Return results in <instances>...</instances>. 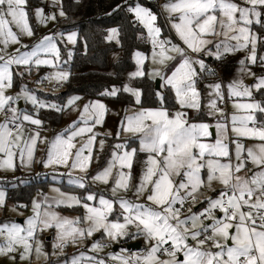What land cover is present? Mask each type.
<instances>
[{
	"label": "snow or ice",
	"instance_id": "obj_1",
	"mask_svg": "<svg viewBox=\"0 0 264 264\" xmlns=\"http://www.w3.org/2000/svg\"><path fill=\"white\" fill-rule=\"evenodd\" d=\"M26 5L27 0H0V115L4 117L0 121V170L14 172L17 161L21 168L28 169L39 163L45 169H53L54 179L66 175L68 184L83 192L77 195L52 187V196L38 194L40 198L32 200L33 214L26 218L24 226L16 222L0 224V255L13 262L19 259L33 264V258H43L44 264H61L59 257L65 254L66 247L72 246L87 247L93 255L80 251L64 264H264V100L256 99L253 88L243 79L227 85L229 97H247L249 101L233 103L234 109L246 114L230 116V138L229 117L218 107L224 101L221 83L205 85L211 90L206 105H202L197 88L201 78L216 74L204 56L220 61L225 55L244 52V58L239 60L240 74L256 78L255 92L264 96V75L257 76L249 66L264 69V0H165L160 8L169 35H163L165 24L157 23L159 14L151 8L140 4L128 7L127 11L146 30V36L137 38L151 44L150 56L135 53L137 68L129 78L159 77L174 93V103L168 105L165 94L156 92V108L141 107L126 115V122L121 121L120 130L115 133L117 138L121 133L126 138L111 145L105 165L92 174L89 169L94 159L99 162L106 144L104 138L97 144V137L113 135L110 131H94L102 125L107 112L103 102L90 100L81 108L77 104L81 97L72 96L66 104H48L39 100L26 84L15 96L6 94L13 86L14 76L22 80L33 67H58L53 59L41 58L42 53H50L59 61V49L51 35L40 38L30 51H21L28 48L21 43V37L34 35ZM53 5L60 17L66 16L61 0H53ZM35 15L41 23L56 20V13L45 16L40 8ZM109 31L108 40L119 35L116 28ZM173 31L179 42H173ZM76 36L72 32L67 39L75 43ZM10 45L20 47L10 52ZM146 60L155 66L147 73L143 69ZM172 61L175 63L170 64ZM69 75L67 70H57L37 83L67 82ZM120 92L130 94L136 104H141L142 90L129 83L121 88H106L99 95L115 98ZM20 99L33 105L35 115L13 106ZM202 107L207 108V116H218L214 142L203 139L212 135V125L195 122ZM69 108L78 112V118L51 139L42 136L45 129L44 121L38 118L39 110L62 113ZM186 110H193V122ZM256 113L261 114L259 120ZM25 122L35 127L26 131ZM242 138L259 143L246 147ZM130 139L138 141V147H130ZM38 144L46 145L45 155L39 160ZM230 145L234 149L230 150ZM138 153L147 155L133 183L132 170ZM220 158H225L224 162ZM60 168L67 171H57ZM97 183L108 186L111 198L97 195L92 188ZM211 192L216 196L207 194ZM97 199L99 206L90 203ZM197 203H202V207L194 212ZM5 204L6 194L0 191V208ZM60 206H80L84 213L74 218L62 216L54 210ZM110 215L114 218L109 219ZM53 228L54 242L48 253L38 234ZM96 233H100V239L86 245ZM139 237L147 245L143 253L124 255L122 248L121 254L107 253V259L97 255L111 243Z\"/></svg>",
	"mask_w": 264,
	"mask_h": 264
},
{
	"label": "rangeland",
	"instance_id": "obj_2",
	"mask_svg": "<svg viewBox=\"0 0 264 264\" xmlns=\"http://www.w3.org/2000/svg\"><path fill=\"white\" fill-rule=\"evenodd\" d=\"M164 2H165V0H162L160 5H162ZM236 2L240 3L241 0H236ZM52 4H53V0H41V4L38 6H35L31 11L28 9V7L26 5V10L28 11V14H29V17H28L29 18V24L33 28L34 35L32 37H27V36L21 37V43L28 45L27 49L21 48V51H24V50L30 51L32 46H34V44L36 42H38V40L40 38H42L43 36H45V35L53 36V38L57 44V47L59 49V53H60L59 61L57 62L55 60V58L52 56V54H50V53L49 54L42 53L41 58L42 59H53L54 63L58 64V67L55 69L52 67L46 66V65H42L39 67H33L35 70H40V69L44 70L46 73L45 76L52 73L53 71L65 70L63 66L71 61L73 49L77 46V44L79 42V34L77 31L63 32L61 30H55V26L58 24V21L64 19V17H60L58 15V8L52 7ZM160 5L158 6L159 10H160V14H159V18H158L157 23L158 24H165V27L163 29V35H165L164 31L168 33L167 35H169V26L166 25L165 16H164V14L161 13ZM142 6H144V5H142ZM37 8L43 9L45 16H48L49 14H52V13H56V20L55 21L49 20L47 23L39 22L36 18V15H35V10ZM160 19H161V22H160ZM13 30L14 31L16 30L14 26H13ZM72 32L77 33L75 43L69 42L67 39V36ZM61 33H63V35H60ZM109 35H110V31H108L107 37ZM171 38L173 39V42H179L178 39L175 37L174 31L171 33ZM117 39L119 40V35L117 37H114L112 40H108V39L107 40L109 42L117 43L116 42ZM233 43H235V42H233ZM16 47H20V45H10L8 50L11 52ZM62 47L66 49V56L65 57L63 56V53H62ZM209 47H212V46L209 45ZM259 51H260V49L258 46V55H259ZM136 52H134V54H133L134 68L125 74L124 79H123V84L129 83L131 86L138 88L135 84V80L137 78H141V77H136V78H131V79L129 78V74L131 72H134L137 68L136 60H135V53ZM139 52H141V51H139ZM69 53H71L70 57H69ZM121 54L122 53L120 50H116L109 55L107 72H109V73L113 72V64L118 61ZM141 54L146 55V56H150L151 55V44H150L149 53L141 52ZM203 58H204L206 64H210L211 67L214 66L216 69L219 70L218 71L219 75L216 72L215 76L204 77L198 81L197 88L201 92V103H202V105H206L207 100L209 99L208 92L211 91L210 89L206 88L205 85L207 83H214V82L221 83V92L224 95V101H223V103H218V107L223 108L225 110V113L229 117V135L231 138L230 116L232 114H237V115L246 114L244 112V110L234 109L233 103H244V102H249V101H248L247 97H243V98L242 97H229L227 85L230 82H232L233 80L243 79L244 83L247 86H249L250 88H253L254 97L256 99L264 100V96H261L260 93L255 92L254 85L257 83L256 78L249 77V76H241V74H240L239 69L241 66L239 64V60L244 58V52H237L235 54L225 55V57L220 61H217L213 57H210V56H204ZM169 63L172 64V63H175V61H172ZM257 64H259V61L257 62ZM249 66L252 67V70L257 74V76L264 75V69H262L261 67L251 66V65H249ZM152 67H155V66L151 64L150 60H146L144 65H143V69L145 70V72L146 73L150 72ZM15 69H16V67L13 66V71ZM144 77H147L154 84L157 81H160L161 90H159L158 92H163L166 96V92L169 91V87L164 85V81L160 80L159 77H151L149 75H145ZM47 82L49 83L50 87H52L56 84V82H54V81L49 82L47 80ZM64 83L65 82H61V84H64ZM34 88L37 90L46 91V94H50L52 92V90H50V89H48V90L45 89L42 86V83L34 84ZM117 88H119V87H117ZM19 89L17 90L14 88V81H13L12 88L7 89L6 94L15 96L16 93L19 91ZM29 90L31 92H33L39 100H42L48 104H52V103H55L57 105L66 104L67 100L70 97L79 96L77 94H69L65 97L63 103H60V102L55 101L53 99H48L47 97H43V96L39 95L38 93L32 91L31 89H29ZM54 92H56V91H54ZM173 96H174V93H171V97H173ZM80 97H81V100L77 101V104L81 108L85 103L89 102L90 100L91 101L100 100L101 102H103L107 106V112L105 114L102 125H97L96 128L94 129V131H97L100 133H105V132L110 131L111 133H113L112 136H108V137L98 136L97 137V144H98L99 139H101V138H104L106 140V144H105L104 152L100 154L99 162L97 163L94 159V161L91 165V168L89 169V174H92L98 168H101L105 165L106 157L110 156L111 145H113L117 142H123L124 139L126 138L125 134H123V133H121V136L119 138H117L115 136V133L120 130V122L125 121L126 115H132L134 112L139 110L142 106H140V104L139 105L136 104L135 102H134V105H126V104H123V103H120V102H117L113 99H108V98H92L91 99L88 97H82V96H80ZM141 98H142V96H141ZM19 102H22L23 108H19V106H18ZM173 103H174V101H173ZM15 104L17 105V108L20 110V112H22V113L26 112L28 114L35 115L33 105L29 102H26L24 99L18 100ZM176 108L178 109L179 106L176 105ZM42 110H45V109L39 110V117L38 118H40L44 121L43 127H44L45 131H42L41 135L47 136L50 139L53 137L55 132L64 129L70 123H72L74 120H76L78 118V112L69 108V109H66L62 113H58V112L51 110V109H46V110H51V111H47V115H49V118L43 119L41 116ZM186 111H188L190 122H193L191 119L194 115L193 110H186ZM206 112H207V108L202 107L201 112L198 115H196L195 122H207L210 125H212V127H210V129H209V131L212 133V135L210 137L203 138V139L205 140V142H214V140L216 138V129H215L214 125L218 119V116L209 117L206 115ZM56 113H58L59 116ZM256 115H257V119L259 120L261 118V114L256 113ZM201 117H204V119H200ZM3 119H4V117L2 115H0V121H2ZM34 127L35 126L27 124V122H25V130L26 131L29 128H34ZM77 139L79 140V138H77ZM242 142L245 144L246 147L251 146V145L256 144V143H259V141L248 140V139H243V138H242ZM77 146H79V143L77 144ZM129 146L130 147H138V141L130 139L129 140ZM45 148H46V145H39L38 144V151L36 153L37 160L44 157ZM231 149H234V145H230V150ZM146 155H147L146 153H138L135 160H134L133 170H132L133 171V183L136 182V179L138 178L141 169L144 167L143 161L146 159ZM94 156H95V153H94ZM0 158H2V154H0ZM220 159L222 162H224L225 158H220ZM57 171L66 172L67 169L60 168ZM115 171H116V169H114V173H115ZM125 171H127V169H125ZM77 174H79V173H77ZM202 175H203V171H202ZM29 177L30 178L32 177L34 179L39 178L42 180H48V181H50L49 186L44 191L41 190V191L35 193L32 196V198L30 199V202L28 204H25V203L14 204V203L7 202V191H6V187L4 186V182L6 183L8 181H14V182L20 181L21 183H26ZM53 177H54L53 169L52 168L45 169L39 163L33 164L32 167L30 169H28V168H21L19 166V162L17 161V167H16V170L14 172L10 171V170L9 171L0 170V191H4L6 194V204L3 208H0V224H2L4 222H16V223H19L21 226H24L26 218L33 214L32 208H31L32 200L33 199H39L40 197L38 196V194H46V195L52 196L53 195V193L51 192L52 187H59L62 191L70 192V193L77 194V195H80L83 192V190L76 188V186L69 185L68 184V177L66 175L65 176H56L55 179ZM110 183H111V181H110ZM107 187L108 186L103 185L101 183H97L96 185H92L93 190L97 193L98 196L102 194L105 196V198H111L110 192H108L106 190ZM69 189H71V190H69ZM218 189H219V186L217 185V190ZM207 194L210 196H213V197L216 196L215 192H211V193H207ZM128 195L130 196L131 193H128ZM90 203H93L94 206H99L98 205V199H97V201L90 202ZM20 205H25L26 207H20ZM201 207H202V203H197L196 205L193 206V211L194 212L199 211L201 209ZM14 208H15V211L13 210ZM67 208H69V207L60 206V207H55L54 210L59 212L62 216H66L69 218L81 216L84 213V209L80 206L71 207V208L77 209V211H74V212L68 211ZM113 218H114L113 216H111V215L109 216V219H113ZM206 223H207V221H206ZM38 236H39V239L43 243L44 251L51 253L52 244L54 242L55 229L54 228L48 229L44 232L39 233ZM97 239H100V233L94 234V236L89 241H86L85 243H86V245L90 246L91 241L97 240ZM125 240L127 241L128 239H125ZM125 240H121L118 243H111L110 246L107 247V249H103V252H101L97 255L107 259V255H106L107 253L121 254L122 248L125 250V252L123 253L124 255H131L133 253H143L147 249V245H146L143 237H139L137 239H131V241L132 240L142 241L143 247L141 249L137 248V249L129 250L127 248L128 244L125 243ZM102 242H106V241H102ZM229 243H231V242L229 241ZM80 251H84L87 255H93V253L88 251L87 247L80 248V247L68 246L65 248V254L63 256L59 257L61 264H64V261H70L71 258L73 257V255H79ZM181 257H183L182 254L178 253V259H180ZM56 259H57L56 257H52V260H56ZM0 264H29V262L27 260L20 261L19 259H17L15 262H13L7 256L0 255ZM33 264H44L43 258H41L40 261H36L33 258ZM110 264H118V262L112 261V262H110Z\"/></svg>",
	"mask_w": 264,
	"mask_h": 264
},
{
	"label": "trees",
	"instance_id": "obj_3",
	"mask_svg": "<svg viewBox=\"0 0 264 264\" xmlns=\"http://www.w3.org/2000/svg\"><path fill=\"white\" fill-rule=\"evenodd\" d=\"M161 1L61 0L66 16L58 21L55 30L63 32L77 31L79 34V42L73 49L71 61L63 66L70 73L69 79L62 84L63 90L61 92H54L50 89L52 92L46 94V91L34 88V84L41 81L46 73L42 69L35 70L33 68L31 74H26L22 80L14 76V88L18 90L22 84H26L29 89L39 95L60 103H63L67 95L77 94L91 99L108 98L126 105H134V99L128 93L120 92L115 98L101 96L99 93L106 88L110 89L112 86L121 88L125 74L134 68V52L149 53L150 51V43L145 39L137 38L140 35L146 36V31L135 20L134 15L127 11L128 7L141 4L160 14L158 6ZM40 4L41 0H27V7L30 11ZM117 5L120 6L119 9H117ZM114 9L116 10L114 11ZM111 28L118 29L119 43L107 40L108 31ZM164 34L167 35L168 33L164 31ZM116 50H120L122 54L118 61L113 64V72L109 73L107 72L108 58ZM62 53L65 57L66 49L63 47ZM135 84L142 90L140 106L145 108L157 107L158 99L155 93L161 88L157 90L155 84L147 77L137 78ZM165 97L168 105H171L173 103L171 92L167 91ZM47 111L51 110H42L41 116L43 119L49 118ZM56 114L59 116L58 113ZM200 119H204V117ZM49 183L48 180L32 177H29L26 183L20 181L4 182L7 191V202L28 204L32 196L41 190L44 191ZM67 210L77 211L76 208H67ZM131 242V239L125 240L126 244Z\"/></svg>",
	"mask_w": 264,
	"mask_h": 264
},
{
	"label": "built area",
	"instance_id": "obj_4",
	"mask_svg": "<svg viewBox=\"0 0 264 264\" xmlns=\"http://www.w3.org/2000/svg\"><path fill=\"white\" fill-rule=\"evenodd\" d=\"M209 66H211L210 64H207ZM213 68H215L214 66H212ZM216 69V68H215ZM218 69H216V72L218 73ZM219 75V73H218ZM42 86L45 88V89H52L53 91H56V92H61L63 90V85L61 83H56L54 86L50 87L49 83L47 82V80H44L42 82ZM14 107H17L16 104L13 105ZM107 248V247H105Z\"/></svg>",
	"mask_w": 264,
	"mask_h": 264
},
{
	"label": "water",
	"instance_id": "obj_5",
	"mask_svg": "<svg viewBox=\"0 0 264 264\" xmlns=\"http://www.w3.org/2000/svg\"><path fill=\"white\" fill-rule=\"evenodd\" d=\"M155 87H156L157 90L160 89V81H157L155 83ZM18 106H19V108H22L23 107L22 102H19ZM127 248L129 250H133V249H137V248L139 249L140 248V243H130V244L127 245Z\"/></svg>",
	"mask_w": 264,
	"mask_h": 264
},
{
	"label": "crops",
	"instance_id": "obj_6",
	"mask_svg": "<svg viewBox=\"0 0 264 264\" xmlns=\"http://www.w3.org/2000/svg\"><path fill=\"white\" fill-rule=\"evenodd\" d=\"M52 7L57 8V7L54 6L53 4H52ZM131 243H140V249L143 247V243H142V241H140V240H132ZM104 249H107V248H104ZM182 259H183V257L180 258V260H182Z\"/></svg>",
	"mask_w": 264,
	"mask_h": 264
}]
</instances>
